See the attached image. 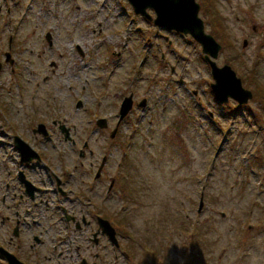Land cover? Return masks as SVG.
<instances>
[{
	"label": "rangeland",
	"instance_id": "374dc122",
	"mask_svg": "<svg viewBox=\"0 0 264 264\" xmlns=\"http://www.w3.org/2000/svg\"><path fill=\"white\" fill-rule=\"evenodd\" d=\"M196 2L205 31L222 46L217 65L232 66L253 93L247 102L219 103L200 44L135 15L128 0H0V100L15 117L17 101L36 96L32 115L75 126V146L88 139L97 158L107 155V174L121 163L130 175L132 165L140 203L118 219L134 239L167 238L172 259L180 240L182 253L200 240L199 264H209L213 249L222 264L234 263L242 246L237 260L264 264V0ZM124 95L146 102L121 119ZM46 97L55 104L46 108ZM57 131L50 164L65 172L80 158ZM109 204L129 205L116 194Z\"/></svg>",
	"mask_w": 264,
	"mask_h": 264
},
{
	"label": "flooded vegetation",
	"instance_id": "af4514ba",
	"mask_svg": "<svg viewBox=\"0 0 264 264\" xmlns=\"http://www.w3.org/2000/svg\"><path fill=\"white\" fill-rule=\"evenodd\" d=\"M149 10H152L147 9L151 18L135 13L132 8L135 15L151 22L155 16ZM49 34L44 36L51 43ZM72 50L83 55L79 45ZM7 62L13 64L14 60L7 56ZM19 96L25 98L24 94ZM27 96L29 99L17 101L20 110L15 117L9 116L0 100V112L3 111L0 114V264H199L200 240L191 242L192 247L184 253L178 247L187 243L180 240L177 248L172 247V252L177 254V259H172L166 254L167 247L172 245L167 238L144 241L127 234L118 219L119 213H133L140 203L134 176H130L132 165L128 169L130 175L124 174L125 165L121 163L115 175L107 174L110 162L107 155L97 158L88 139L77 148L75 126L47 118L46 112L32 115L30 108L36 96ZM43 103L46 108L55 104L51 97H46ZM133 103L139 105L134 99ZM77 105L81 106V101ZM56 131L62 134V141L72 142L71 151L80 158L76 163L72 161L65 172L59 165L53 168L50 164L57 149L53 143ZM115 194L128 202L127 208L124 204L118 209L110 206L109 200ZM220 214L225 215L223 211ZM190 226L195 229L190 236L196 238L198 222ZM134 227L135 223L130 224V229ZM210 228L214 230L213 226ZM235 239L238 245H249L252 249L247 238ZM237 251L234 263L229 259L227 264H244L247 256L237 260ZM222 258L213 249L209 264L216 261L222 264Z\"/></svg>",
	"mask_w": 264,
	"mask_h": 264
},
{
	"label": "water",
	"instance_id": "95a60500",
	"mask_svg": "<svg viewBox=\"0 0 264 264\" xmlns=\"http://www.w3.org/2000/svg\"><path fill=\"white\" fill-rule=\"evenodd\" d=\"M133 10L137 14H142L151 18L147 9L155 13L154 24L159 28L173 30L182 34H189L202 48L204 59L210 67L213 83L210 88L214 97L219 103H225L228 97L233 98L239 104L247 102L253 93L242 86L241 78L229 64L218 66L216 58L221 51V44L205 31L203 19L199 16L200 5L196 0H128ZM49 40L51 34L47 37ZM7 56L10 53L7 52ZM144 104V100L140 105ZM133 106L131 96H127L121 103L119 114L124 118ZM99 126H106L104 118L97 121ZM114 132H112V136ZM204 206L201 197L198 210Z\"/></svg>",
	"mask_w": 264,
	"mask_h": 264
},
{
	"label": "bare ground",
	"instance_id": "6f19581e",
	"mask_svg": "<svg viewBox=\"0 0 264 264\" xmlns=\"http://www.w3.org/2000/svg\"><path fill=\"white\" fill-rule=\"evenodd\" d=\"M1 71V70H0ZM249 111V110H248ZM248 114V113H247Z\"/></svg>",
	"mask_w": 264,
	"mask_h": 264
}]
</instances>
